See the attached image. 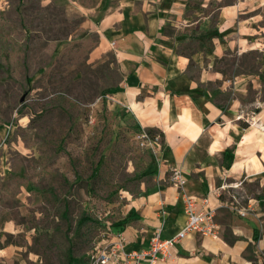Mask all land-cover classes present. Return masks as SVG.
I'll return each instance as SVG.
<instances>
[{"label":"rangeland","instance_id":"374dc122","mask_svg":"<svg viewBox=\"0 0 264 264\" xmlns=\"http://www.w3.org/2000/svg\"><path fill=\"white\" fill-rule=\"evenodd\" d=\"M100 1L0 0V264H87L125 213L123 196L156 184L164 138L114 96L123 82L115 52L90 58L98 38L84 8ZM189 1V12L215 10L216 18L234 0ZM166 33L179 53L200 48L188 29L171 25ZM263 59L258 50L212 64L230 78L262 74ZM190 65L189 76L200 80L202 65ZM218 85L202 81L196 90L201 97L210 90L221 104L258 98L253 88ZM247 187L264 200L263 189Z\"/></svg>","mask_w":264,"mask_h":264},{"label":"crops","instance_id":"0c3cea01","mask_svg":"<svg viewBox=\"0 0 264 264\" xmlns=\"http://www.w3.org/2000/svg\"><path fill=\"white\" fill-rule=\"evenodd\" d=\"M209 1L202 7L210 8ZM189 2L111 0L105 9L108 1L101 0L84 8L86 24L98 38L91 60L115 52L123 67L122 87L114 96L143 127L164 133L156 184L146 193L123 196L125 213L110 236L124 233L129 247L138 250L148 248L160 229L169 238L186 225L184 198L171 171L179 166L188 181L185 192L209 196L218 209L220 238L191 233L178 243L174 258L159 264H264V200L247 187L264 190V62L262 74L244 71L230 78L212 64L215 57L234 53L260 50L264 56V0L223 3L216 18L215 10L189 12ZM171 25L188 29L200 48L191 55L177 52L166 33ZM192 60L203 67L200 80L189 76ZM202 81L219 82L222 92L253 88L258 98L249 105L240 98L221 104L210 90L200 96ZM233 188L239 193L228 197ZM233 204L248 213L241 215ZM256 230L263 232L260 238Z\"/></svg>","mask_w":264,"mask_h":264},{"label":"built area","instance_id":"2783aa9c","mask_svg":"<svg viewBox=\"0 0 264 264\" xmlns=\"http://www.w3.org/2000/svg\"><path fill=\"white\" fill-rule=\"evenodd\" d=\"M171 171L172 179L181 189L184 198L186 225L169 238H163V229H160L148 248L138 250H132L129 247V240L124 233L118 232L113 236L109 233L103 242L90 252L87 264H159L174 258L178 243L191 233L220 238V226L216 220L218 209L211 205L210 197L200 198L191 193L188 194L184 190L188 184L184 169L174 166ZM220 189H226V185L221 186ZM232 208L238 209L241 215L248 213L246 209L234 204Z\"/></svg>","mask_w":264,"mask_h":264},{"label":"trees","instance_id":"16d2710c","mask_svg":"<svg viewBox=\"0 0 264 264\" xmlns=\"http://www.w3.org/2000/svg\"><path fill=\"white\" fill-rule=\"evenodd\" d=\"M245 128L249 126L248 123H246L245 125H243ZM159 134L163 137L164 136V133L159 129ZM79 261H82V260H79ZM257 264V263H256Z\"/></svg>","mask_w":264,"mask_h":264},{"label":"bare ground","instance_id":"6f19581e","mask_svg":"<svg viewBox=\"0 0 264 264\" xmlns=\"http://www.w3.org/2000/svg\"><path fill=\"white\" fill-rule=\"evenodd\" d=\"M256 124V123H255ZM257 125V124H256Z\"/></svg>","mask_w":264,"mask_h":264}]
</instances>
